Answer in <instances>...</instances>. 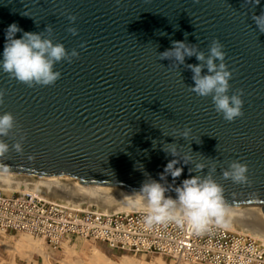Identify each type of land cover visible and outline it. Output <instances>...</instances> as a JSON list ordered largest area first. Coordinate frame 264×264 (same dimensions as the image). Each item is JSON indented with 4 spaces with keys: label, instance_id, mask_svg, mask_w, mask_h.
Wrapping results in <instances>:
<instances>
[{
    "label": "water",
    "instance_id": "1",
    "mask_svg": "<svg viewBox=\"0 0 264 264\" xmlns=\"http://www.w3.org/2000/svg\"><path fill=\"white\" fill-rule=\"evenodd\" d=\"M262 11L264 0L257 6L246 0H0V59L13 23L25 32L51 25L53 42L79 53L54 66L61 78L52 86L30 88L0 70L6 92L0 115L12 113L19 129L3 137L10 151L0 158V177L72 178L85 189L120 187L131 198L146 179L159 180L173 159L161 149L175 143L181 156L192 157L177 165L184 172L176 185L196 163H216L214 179L225 190L229 221L248 205L259 206L264 221V33L251 18ZM69 14L77 17L74 24ZM212 39L225 46L233 73L229 95L244 93V116L234 122L215 111L210 96L189 90L188 65L201 63L195 55L182 64L159 56L173 41H184L207 57ZM185 127L191 129L187 139L178 133ZM22 134L18 154L11 145ZM236 159L248 164L251 187L223 178L222 168ZM208 167L192 175H206Z\"/></svg>",
    "mask_w": 264,
    "mask_h": 264
},
{
    "label": "clouds",
    "instance_id": "2",
    "mask_svg": "<svg viewBox=\"0 0 264 264\" xmlns=\"http://www.w3.org/2000/svg\"><path fill=\"white\" fill-rule=\"evenodd\" d=\"M199 2V0H195ZM254 6L260 4V0H246ZM119 5L120 0H115ZM252 20L260 33H264V11L259 15L253 14ZM67 19L71 24L77 20L75 15L69 14ZM73 36L78 35L76 27L67 29ZM51 25H46L42 32H25L16 23L5 30V44L0 59V70L8 74L10 78L32 88L35 86H52L60 78L61 72L54 70V66L63 61L71 63L73 58H78L76 49L69 52L62 43H54ZM17 33H22L16 38ZM164 33H162L163 35ZM189 34L184 33L185 39ZM80 47H84L83 44ZM225 46L219 39H212L208 45V56L198 51L195 46H189L184 41H173L172 47L160 53V59H174L183 63L185 57L195 55L200 64L188 65L193 72L194 86L189 90L200 97H211L215 111L221 114L223 119L234 122L244 116V93L237 89L231 95L230 80L233 77L225 63L227 53ZM207 67L208 74L201 75L202 69ZM6 92L0 89V105L4 104ZM17 128L16 118L12 113L5 112L0 115V158H4L10 151V145L3 137H8ZM179 136L187 139L191 129L185 127L179 131ZM26 135H20L19 139L11 145L18 154H23V141ZM167 155L173 157L159 173V180L146 179L138 191L131 194L128 206L142 212L144 224L147 228L153 225L174 223L182 228L200 234L210 226L227 228L229 226L230 206L226 202L224 188L214 179L217 170L216 163L208 167L204 163H196L194 168H189V178H185L179 185L175 184L177 178L184 172L183 167H178L183 160L184 165L192 161L188 154L181 156L175 143L164 144L162 149ZM179 157V158H178ZM30 159L34 157H29ZM208 167L206 175H192L201 173ZM249 166L245 162L236 159L228 163L227 168H222V176L225 180H231L234 184L251 187L252 181L248 175ZM172 183L167 182L168 177ZM175 193V197L170 195Z\"/></svg>",
    "mask_w": 264,
    "mask_h": 264
},
{
    "label": "built area",
    "instance_id": "3",
    "mask_svg": "<svg viewBox=\"0 0 264 264\" xmlns=\"http://www.w3.org/2000/svg\"><path fill=\"white\" fill-rule=\"evenodd\" d=\"M143 215L75 206L37 189L0 187V237L24 233L53 251L77 238L117 253L159 254L187 264H264V243L249 232L212 225L197 234L174 223L147 228Z\"/></svg>",
    "mask_w": 264,
    "mask_h": 264
},
{
    "label": "bare ground",
    "instance_id": "4",
    "mask_svg": "<svg viewBox=\"0 0 264 264\" xmlns=\"http://www.w3.org/2000/svg\"><path fill=\"white\" fill-rule=\"evenodd\" d=\"M0 187L4 190L11 191H28V190H40L44 195L51 199H59L63 202L71 203L75 206L83 205V203H76L79 201H87L89 203L93 202L94 199H98V202L103 203L104 211H131L134 210L128 206V200L130 197L125 196L120 187L116 186H106V185H96L93 189H85L79 187L75 183V179L72 178H56L55 181L46 182L40 180L37 176L26 175V174H15L10 177H0ZM64 191V192H63ZM61 193H72L73 197L77 200L72 202L67 200L65 195ZM68 195V194H67ZM89 208V205H87ZM246 213V220L251 225H257L253 231L256 236L255 238L260 237L264 242V221L260 217L259 206L248 205L244 206V214ZM239 219V218H238ZM236 222V221H235ZM245 222V221H244ZM247 223V224H248ZM237 224V223H236ZM246 225V224H245ZM228 228L234 229L232 225L229 224ZM26 235V234H25ZM20 249H27L29 253L35 252L38 255L42 256L44 264H50L47 260V255L42 250L41 244L32 242L29 237L18 238L16 241ZM22 247V248H21ZM68 251V247H66ZM26 251V250H25ZM69 252V251H68ZM26 253V252H25ZM88 264H105L106 258L101 251L94 248L92 253L89 255ZM61 263H63L61 261ZM64 264V263H63ZM121 264H135L132 259H129L127 256L122 257ZM156 264H165L162 261H157Z\"/></svg>",
    "mask_w": 264,
    "mask_h": 264
},
{
    "label": "rangeland",
    "instance_id": "5",
    "mask_svg": "<svg viewBox=\"0 0 264 264\" xmlns=\"http://www.w3.org/2000/svg\"><path fill=\"white\" fill-rule=\"evenodd\" d=\"M63 194L65 195V197H67V200L69 198L68 201L70 202H72L73 200H77L76 198L73 197L72 193H67L68 195L66 193H61V195ZM55 200H59V199H55ZM76 203H83L84 208L87 207V205H89V208H91L92 210H98V211L107 210V209H103L104 205L103 203L98 202V199H94V201L91 203L87 201H79V202H75L74 204ZM244 218H246V213L245 214L243 213L239 219L229 221V224L233 226L234 228L233 230L235 231L244 230L246 232H249L251 235L256 236V234L253 231H255L254 229L257 227V225H253V224L251 225L246 220H244ZM25 236L31 238L30 236L25 235L24 233H16V234H11V236L7 235L6 240H4L1 243V248H2L1 250L3 254L4 255L6 254V258H7V255L10 256L12 260V264H14L15 260L17 261L18 258L29 261L31 255L35 253V252L29 253L30 251H28L26 248L23 249L24 247L23 248L21 247L22 248L21 250L20 247H18L19 244L16 242L17 239L25 237ZM257 239L260 242L264 243L261 240L262 238L257 237ZM31 241L41 244L42 250L47 255V260L49 261L50 264H63V263L64 264H88V261H89L88 257L92 253V249L96 248L99 251H101L99 248L95 247L92 242L87 241V240L78 239L77 241H71L70 243L64 244L62 249L58 250L57 252H55V254H53L52 256L48 258V253L45 250V247L42 241L35 240L33 238H31ZM72 243H75V245H72ZM66 247H68L69 252L66 250ZM110 251H111L110 253H106V254H104L101 251V253L104 254L106 261H107L105 262V264H121L122 257H126V256L129 259H132V261L135 264H156L157 261H162L165 264H187L181 261L176 262L170 257L161 256L159 254H147V255L145 254V255H135L134 256L132 254H127V253L115 254V250H110ZM40 261L41 259H39V262ZM61 261L63 263H61Z\"/></svg>",
    "mask_w": 264,
    "mask_h": 264
},
{
    "label": "crops",
    "instance_id": "6",
    "mask_svg": "<svg viewBox=\"0 0 264 264\" xmlns=\"http://www.w3.org/2000/svg\"><path fill=\"white\" fill-rule=\"evenodd\" d=\"M6 240V236L4 237H0V264H12V260L10 258L9 255H7V258H6V254L4 255L3 252H2V248H1V243ZM78 239L77 238H72L71 241H77ZM70 241V242H71ZM72 245H75V243H72ZM95 247L99 248L104 254L106 253H110L111 251L102 243H95L94 244ZM45 247V250L47 251L48 253V258L50 256H52L53 254H55V252H57L58 250L56 251H53L49 248H47L46 246ZM105 247V248H104ZM109 250V251H108ZM114 254V253H112ZM115 254H117V252H115ZM167 257V256H166ZM16 259V258H15ZM39 259H41V261L39 262ZM14 264H43V258L42 256L38 255V254H32L31 257H30V260L29 261H26V260H22L20 258L17 259V261L15 260V263Z\"/></svg>",
    "mask_w": 264,
    "mask_h": 264
}]
</instances>
